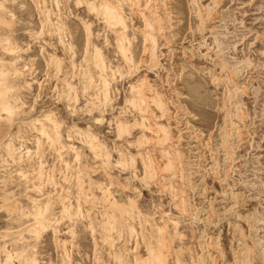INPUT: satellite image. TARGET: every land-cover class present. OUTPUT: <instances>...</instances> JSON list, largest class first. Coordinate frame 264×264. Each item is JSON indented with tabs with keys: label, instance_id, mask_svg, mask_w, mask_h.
<instances>
[{
	"label": "rangeland",
	"instance_id": "rangeland-1",
	"mask_svg": "<svg viewBox=\"0 0 264 264\" xmlns=\"http://www.w3.org/2000/svg\"><path fill=\"white\" fill-rule=\"evenodd\" d=\"M42 1L0 0V65H4L0 68L5 73L0 88L9 91L16 106L11 119L1 115L0 120L4 155L0 163V264H24L33 257L39 264H135L137 256L148 257L147 243L155 244L156 226L162 224L168 229L167 248L161 249L164 264H264V0H143L138 9L130 2L113 0L123 6L132 43L129 53L141 66L132 74L126 72L114 31L86 3L78 4L83 0H61L60 8L55 0H47L45 10L51 12L52 23L60 25V31L53 30L54 26L43 29L48 13ZM148 19L156 28L159 44V65L154 69H149V54H143L151 38L145 33ZM95 47L103 51L109 80L111 70L118 67L126 74L117 76L113 87L119 88V103L108 110L101 124L83 113L74 118L60 99L63 93L82 101H95L97 96L103 100ZM9 48L16 53L6 52ZM21 68L24 72L13 76ZM143 80L148 99L143 106L145 121L139 106L127 101L132 86ZM54 87L60 91L54 92ZM155 97L164 103L165 111L152 100ZM46 115L58 121L62 143L53 145L38 134L37 120L54 134ZM119 117L137 123L129 134L119 136ZM143 122L150 132L138 126ZM158 124L169 128L167 144L159 143L163 135ZM85 134L102 143L98 157L86 145ZM10 141L15 160L6 152ZM38 141L42 154L25 157L26 150H37ZM61 146L66 147L63 153ZM108 150L113 157L111 167L103 157ZM161 150L172 154L166 157ZM121 152L134 155L135 170L114 166ZM147 157L154 163L156 178L144 185L150 190L137 198L141 217L138 212L134 222L126 217V223L106 235L109 197L105 193L110 181H115L114 196L128 203L123 188L137 182V177L143 184L149 170L142 158L147 161ZM168 158L174 167L167 165ZM46 198L53 205L51 222L64 219V207L72 209L75 219L36 235L32 229L35 202L45 204ZM81 206L86 210L84 218L76 217ZM173 222H178L180 236L174 234ZM132 225L136 232L131 235ZM5 250L11 251L12 260L8 261Z\"/></svg>",
	"mask_w": 264,
	"mask_h": 264
},
{
	"label": "bare ground",
	"instance_id": "bare-ground-1",
	"mask_svg": "<svg viewBox=\"0 0 264 264\" xmlns=\"http://www.w3.org/2000/svg\"><path fill=\"white\" fill-rule=\"evenodd\" d=\"M69 1V0H68ZM121 1V0H120ZM130 2L131 3V5L132 6H135V7H137L136 9H138V8H140V6L141 5H139V2H143V0H123V2ZM55 2V5L58 7V8H60V6H61V0H55L54 1ZM116 2H118V1H116ZM126 2V3H127ZM155 2H156V0H155ZM215 2H216V0H215ZM83 3H86L85 4V6L87 5V7H88V9H89V11H91V13H94V14H96V16H100L105 22H106V24L108 25V27H111L112 28V30L114 31V33H115V35H116V37H117V44H118V50H119V52H121V54H122V58H123V60H124V63H125V65H126V68H127V74H132L133 72H138V70H140L141 68V66L139 67L138 66V63H137V61H135V59H134V54H133V56H132V54H130L129 53V51H130V49H131V47H132V43H131V40L129 39V36H128V28H129V26H128V24H127V22H126V18H125V16H124V12H123V9H122V5H120V4H118V5H116L115 3H113V0L111 1V0H98V1H92V0H83V2L82 1H80V2H78V4H83ZM125 3V4H126ZM150 3V2H149ZM197 3V2H196ZM146 4V3H145ZM1 5V4H0ZM41 5H43L44 6V13L46 14V13H48L47 15H46V18L44 19L45 21H46V23H45V25H43V29H48L49 27H52V26H54V27H52L53 28V30H59L60 31V25L58 26V28H57V25L56 24H53L52 22V19H51V12L49 11V10H45V9H47V5H48V3H47V0H43L42 1V4ZM64 5V4H63ZM130 5V4H129ZM159 5V4H158ZM197 5V4H196ZM4 6V5H3ZM55 6V7H56ZM2 7V6H1ZM0 7V8H1ZM51 8V7H50ZM79 8V7H78ZM148 8V5H146V9ZM38 9V8H37ZM205 9V8H204ZM1 10V9H0ZM51 10V9H50ZM56 10H58V9H56ZM143 10H145V8L143 9ZM3 11V10H2ZM54 11V10H53ZM59 11H61V10H59ZM133 12V11H132ZM152 12V11H151ZM201 12V11H200ZM28 13V12H27ZM55 13V12H54ZM44 14V15H45ZM141 14H145L144 12H142ZM154 14H156L157 15V13H155L154 11H153V15ZM200 14V13H199ZM2 15H4V14H2ZM146 15V14H145ZM152 16V15H151ZM155 16V15H154ZM208 16H209V14H208ZM212 16V15H211ZM210 16V17H211ZM63 17H65V16H63ZM203 17V16H202ZM54 18V17H53ZM146 18H144V20H145ZM156 19V18H155ZM60 20H62V18L60 19ZM83 20V19H82ZM203 20V19H202ZM205 20V19H204ZM208 20V19H207ZM156 21V20H155ZM42 22V21H41ZM164 22V21H163ZM55 23V22H54ZM157 24H162V20H161V18H157V22H156ZM64 24V23H63ZM4 25V24H3ZM42 25V24H41ZM62 25V24H61ZM173 25V24H172ZM63 26H65V24L63 25ZM63 26H61V27H63ZM146 26H147V31L145 32L146 34H147V37L146 38H150V44H148V45H146L145 46V49L143 50L144 52H143V54L144 53H148L149 54V57H150V61H149V69H154V68H156L158 65H159V56H158V50H159V47H158V43H157V41H156V37L154 36V30L156 29V28H154V24L151 22V20H147V22H146ZM85 27V26H84ZM64 28V27H63ZM145 28V27H144ZM88 29H89V26H88ZM145 30V29H144ZM160 30H165V29H163V27H161L160 28ZM42 31V30H41ZM63 31V30H62ZM43 32H44V30H43ZM42 32V33H43ZM90 32H92V31H90ZM155 32H157V31H155ZM32 33V32H31ZM54 33V32H53ZM113 33V32H112ZM35 34V33H34ZM90 34V33H89ZM102 34V33H101ZM60 35H61V33H60ZM91 36H92V34H91ZM58 38V37H57ZM70 38V37H69ZM88 38V37H87ZM4 39V38H3ZM58 39H61L60 37L58 38ZM158 39V38H157ZM5 40V39H4ZM6 40H7V38H6ZM148 40V39H147ZM146 40V41H147ZM87 41H90V40H87ZM146 41H144L145 43H146ZM64 42V41H63ZM2 43V42H1ZM9 43V42H8ZM89 43V42H88ZM88 43H86V44H88ZM112 43V42H111ZM148 43H149V41H148ZM10 44H12L11 42H10ZM65 44V43H64ZM109 44V43H108ZM143 45H145L144 43H143ZM6 46V45H5ZM8 46V45H7ZM10 46V45H9ZM63 46V45H62ZM74 46V45H73ZM88 46V45H87ZM15 48H9L6 52H9L10 54H14V53H16V51L14 50ZM69 49L71 50L72 48L71 47H69ZM102 49H99L98 47H95V59H94V63H95V66L102 72V87L104 88V82L106 81V80H109L108 79V75L106 74V71L108 70V64L106 63V59H105V56H104V54L102 53L103 51H101ZM12 60V59H11ZM55 60V59H54ZM93 60V59H92ZM141 60V59H140ZM0 62H1V60H0ZM56 62V61H55ZM141 62V61H140ZM57 63V68H60L61 69V66L62 65H60L59 64V62H56ZM62 63V62H61ZM137 63V64H136ZM5 64V63H4ZM15 64V63H14ZM140 64V63H139ZM142 64V63H141ZM144 64V63H143ZM53 65H56L55 63L53 64ZM87 65V64H86ZM110 65H111V63H110ZM148 65V64H147ZM4 65H0V67H3ZM11 66V65H10ZM12 66H13V64H12ZM49 66V65H48ZM88 66V65H87ZM25 69V68H24ZM56 69V68H55ZM69 69V68H68ZM77 69V68H76ZM111 69V68H110ZM3 70V69H2ZM2 70H1V68H0V77H2V76H5V73H3L2 72ZM59 71V70H58ZM24 71H22V68L21 69H15L14 70V72H13V76H15L16 78L18 77V76H20L21 75V73H23ZM109 72V71H108ZM111 72H112V75L114 74V73H118L119 74V76L121 77V78H124V75H126V74H124V72L122 71V69H121V67H118L115 71H113V70H111ZM112 75H111V77H112ZM130 76V75H129ZM132 76V75H131ZM127 77V76H126ZM145 77V76H144ZM3 78V77H2ZM101 79V78H100ZM147 79V77L145 78V80ZM110 80H111V78H110ZM109 80V81H110ZM30 84V83H29ZM148 84V83H147ZM151 84V83H150ZM145 85H146V82H144V80L138 85V86H132V96H131V99L130 100H127L128 102H129V104H133L134 106H139V108H138V111H139V113H141L142 114V116H143V121H145L146 119V116H145V114H146V110H145V108L143 107L144 105H145V103H146V101L148 100L147 98H146V95H145V92H144V88H145ZM18 86V85H17ZM147 88H148V86H147ZM146 90V89H145ZM104 91V90H103ZM103 91H102V93H103ZM155 93V92H154ZM156 94V93H155ZM158 94V93H157ZM8 95H9V91H7L6 89H2V88H0V120H1V118H2V116L1 115H7L6 117H8V119H11L12 117H13V115H14V112H16L15 111V108H16V106L12 103V100L10 99V97H8ZM157 96V95H156ZM159 97H161V96H159ZM16 99L17 98H14V100L13 101H15L16 102ZM152 100H154V102L160 107L159 109H162V110H166L165 109V105H164V103L160 100V98H158V97H155V98H153ZM18 101V100H17ZM14 102V103H15ZM154 102H153V104H154ZM155 104V105H156ZM21 105V104H20ZM168 105V104H167ZM142 107V108H141ZM157 107V106H156ZM22 108V107H21ZM158 108V107H157ZM136 109H137V107H136ZM8 112H11L12 113V115L11 116H9L8 115ZM33 112V111H32ZM22 115V114H21ZM26 116V115H25ZM40 117V116H39ZM48 117H51V120H52V126L54 125V128H55V131H54V134L53 133H51L48 129H47V127H46V124L45 123H43V122H41V121H39V120H37L39 123H40V128L39 129H37L38 130V134L39 135H41V136H43V137H46L47 138V140L50 142V143H52L53 145L54 144H56L57 145V143L56 142H60V143H62V139H61V134H60V125H59V123H58V121H54L55 119H53V117L51 116V115H46V118H48ZM156 117V116H155ZM164 117V116H163ZM158 118V117H157ZM162 118V117H161ZM3 119V118H2ZM20 119V118H19ZM60 119V118H59ZM166 119V118H165ZM157 120V119H156ZM163 120V119H162ZM2 121V120H1ZM18 121V120H17ZM46 121L49 123V121H48V119H46ZM167 121V120H166ZM11 122V121H10ZM142 122V121H141ZM147 122H149V121H147ZM12 123V122H11ZM150 123V122H149ZM157 124V123H156ZM226 124V123H225ZM135 125H137V123H135V124H130L129 123V120H128V118H124V119H122L121 117H119L118 118V122H117V130H118V134H119V136H122V135H124V134H129V132L130 131H132L131 130V127H133V126H135ZM150 125V124H149ZM49 126V125H48ZM138 126H141L142 127V129H143V131L144 130H149L148 132H150L151 131V128L150 127H148L147 126V124L146 123H141V124H139ZM151 126V125H150ZM140 127V128H141ZM158 129H159V131L158 132H160L161 131V134L163 135V137H161L160 139H159V143H161V142H163V141H165V143H166V140L167 141H169L168 139H169V137L171 136L170 135V131H169V128L168 127H166L165 125H162V124H158ZM135 128H137V127H135ZM51 129H53V128H51ZM80 130V129H79ZM222 130V129H221ZM239 131V130H238ZM146 132V131H145ZM153 132H154V130H153ZM152 132V133H153ZM70 133H72V132H70ZM132 133V132H131ZM130 133V134H131ZM16 134V133H15ZM69 134V133H68ZM90 134V133H89ZM87 135L86 136V134L84 135V136H86L87 137V141H86V145L88 146V148H89V150L95 155V156H99V154L100 153H102L101 151H100V149L102 148V143L101 142H99V140L97 141V139H96V136L94 137V135ZM132 136V135H131ZM130 136V137H131ZM144 137H145V139H147L146 138V135H143ZM228 137V136H227ZM230 137V136H229ZM228 137V138H229ZM143 138V137H142ZM76 139V138H75ZM151 139V138H150ZM149 139V140H150ZM77 140V139H76ZM148 141V140H147ZM158 141V140H157ZM8 142V141H7ZM42 142V141H41ZM138 142L139 143H142V140H138ZM145 142V141H144ZM143 142V143H144ZM149 142V141H148ZM147 142V143H148ZM51 144V145H52ZM81 144V143H80ZM150 144H151V142H150ZM164 144V143H163ZM167 144V143H166ZM165 144V145H166ZM230 144V143H229ZM62 145V144H61ZM64 145V144H63ZM85 145V146H86ZM148 145V144H147ZM159 145V144H158ZM42 145H41V143L38 141V144H37V150L34 152H31L30 150H26V152L23 154L25 157L27 156V157H33V155H37V157H38V154H42L41 153V150H40V147H41ZM130 146V145H129ZM142 146H143V144H142ZM164 145H162V147H163ZM62 147V153H63V148H66L65 146H61ZM139 147H140V145H139ZM171 147V146H170ZM5 148H6V152H7V154H8V156H10L11 158L10 159H13V160H15V158H16V155H15V152H16V150H15V146L13 145V143L10 141L9 143H7L6 145H5ZM57 148V147H56ZM59 148V147H58ZM70 150H76L74 147H72V146H70ZM174 148V147H173ZM104 149H107V147H105L104 146ZM162 149V148H161ZM165 149V148H164ZM59 150V149H58ZM61 150V149H60ZM68 151V150H67ZM79 151V150H78ZM161 151H163V150H161ZM74 152V151H73ZM163 152H165L164 154H166V157H169L172 153H170L169 151H163ZM176 152V151H175ZM18 153V152H17ZM6 154V155H7ZM20 154V153H19ZM45 154V153H44ZM113 154V153H112ZM121 155H120V158H119V160L118 161H116V164H114V166H117L118 167V165L119 164H121V163H123L125 160H128V159H130V158H132V157H134V155H128L127 153L125 154V153H120ZM141 154V153H140ZM151 154V153H150ZM228 154V153H227ZM18 155V154H17ZM177 156H179L180 157V152H178L177 151V154H176ZM15 156V157H14ZM21 156V155H20ZM101 156V155H100ZM142 156V155H141ZM41 157V156H40ZM64 157V156H63ZM77 157H79V155L77 154ZM105 159V162H106V164L109 166V167H111V166H113V160H112V155H111V153H110V151L108 150V151H106L105 152V154H104V156H103ZM178 157V158H179ZM9 158V157H8ZM148 158V157H147ZM173 158V157H172ZM21 159V158H20ZM19 159V160H20ZM27 159V158H26ZM37 159V158H36ZM146 159V158H145ZM150 158H148V160L146 161V160H143V158H142V161L144 162L143 164L144 165H146V166H144V167H146L148 170L149 169H151L152 170V173L154 172V163H153V161L150 159ZM4 155H3V152H2V150L0 149V163H3L4 161ZM35 160V159H34ZM60 160V159H59ZM78 160V159H77ZM168 160H169V164L167 163V165H171L172 164V167H174V164L172 163V160L170 159V158H168ZM177 160V159H176ZM181 160V159H180ZM12 161V160H11ZM17 161V160H16ZM24 161V160H23ZM13 162V161H12ZM15 162V161H14ZM69 162V161H68ZM17 163V162H16ZM31 163V162H30ZM30 163H28V164H30ZM40 164V163H39ZM167 165H166V167H167ZM182 166V165H181ZM217 166V165H216ZM158 167V166H157ZM165 167V166H164ZM25 168V167H24ZM43 168V167H42ZM170 168V167H169ZM177 168V167H176ZM40 169V168H39ZM109 169V168H108ZM216 170V169H215ZM110 171V170H109ZM130 171V170H129ZM157 171V170H156ZM182 171V170H181ZM111 172V171H110ZM36 173V172H35ZM40 173H42V172H39L38 174H40ZM109 173V172H108ZM155 173V172H154ZM177 173V172H176ZM17 174V173H16ZM43 174V173H42ZM41 174V175H42ZM146 174V173H145ZM144 174V175H145ZM148 174V173H147ZM40 175V176H41ZM137 175V174H136ZM155 175V174H154ZM23 176H25V175H23ZM78 176V175H77ZM89 176V175H88ZM135 176V175H134ZM87 177V176H86ZM111 177V176H110ZM109 177V178H110ZM135 177H137V176H135ZM175 177V176H174ZM42 179V177H39V179ZM51 179V178H50ZM185 179V178H184ZM129 180V179H128ZM132 180V179H131ZM52 182V181H51ZM115 182V181H114ZM114 182L113 181H110V185H111V187L114 185ZM155 182V181H154ZM76 183V182H75ZM54 184V183H53ZM172 184V183H171ZM1 186V185H0ZM35 186V185H34ZM37 186V185H36ZM40 186V185H39ZM74 186V185H73ZM82 186V185H81ZM127 186H129V185H127ZM158 186V185H157ZM41 187V186H40ZM39 187V188H40ZM39 190V189H38ZM42 190V189H41ZM171 190V189H170ZM107 191H108V189H107ZM119 191V190H118ZM162 191V190H161ZM173 191V190H172ZM5 192V191H4ZM63 192V191H62ZM61 193V192H60ZM82 193V192H81ZM85 193V192H84ZM104 193V192H103ZM120 193V192H119ZM63 194V193H62ZM76 194V193H75ZM41 195V194H40ZM105 195H106V193H105ZM174 195V194H173ZM172 196V195H171ZM82 197V196H81ZM107 197H109L108 195H107ZM89 198V197H88ZM105 198V197H104ZM6 199V198H5ZM47 199V198H46ZM53 199H54V197H53ZM91 199V198H90ZM108 199V209L106 210V213H105V216H106V223L104 224V231L106 230L107 231V233H106V235H108V233L110 232L111 233V231H113V230H118L117 228H118V226L119 225H121V224H123V223H126L128 220H127V218L126 217H128L129 218V220L131 221H133L134 222V220H135V218H137V215H135L137 212H138V216H140L141 217V213L138 211V206H136V207H133L131 204H130V202L128 201V203H125V202H122L121 200H122V198L121 199H119V198H117V197H115L114 196V194H113V192H112V196L111 197H109V198H107ZM48 200V199H47ZM59 200V199H58ZM76 200V199H75ZM175 200V199H174ZM33 201V200H32ZM41 201V200H40ZM46 201V200H45ZM60 201V200H59ZM37 202H38V200H37ZM47 202V201H46ZM175 202V201H174ZM182 203H183V201H182ZM179 204V203H178ZM35 205H36V207H35V210H33L34 211V219H35V224H34V228H32L33 229V231H34V233L36 234V235H39V233H40V231H44V229H41L40 227H38V225L39 224H41V223H45V222H51V216H52V214H51V211H52V203L48 200V202L47 203H45V204H38V203H36L35 202ZM34 205V206H35ZM186 205V203L183 205V206H185ZM190 205V204H189ZM182 206V207H183ZM187 207H188V205L186 206V209H187ZM57 208V207H56ZM70 208V207H69ZM176 208H178V205H177V207ZM181 208V207H180ZM179 208V209H180ZM184 208L185 207H183V212H184ZM65 209H67V207H64V210ZM26 210V209H25ZM23 211V210H22ZM97 211V210H96ZM181 211V210H180ZM188 211V210H187ZM186 212V211H185ZM63 213H64V211H63ZM62 214V213H61ZM61 214H60V216H61ZM65 214V213H64ZM63 214V215H64ZM159 214V213H158ZM184 214H186V213H184ZM72 215V214H71ZM75 215V214H74ZM104 215V214H103ZM169 215V214H168ZM181 215H182V212H181ZM32 216V215H31ZM64 217V216H63ZM139 217V218H140ZM142 217H144V216H142ZM165 217H167V216H165ZM156 218V217H155ZM168 218H170V217H168ZM25 219V218H24ZM138 219V218H137ZM141 219V218H140ZM83 220V219H82ZM143 220V219H142ZM155 220V219H154ZM141 221V220H140ZM148 221V220H147ZM164 222V221H163ZM22 223V222H21ZM74 223V222H73ZM143 223H144V220H143ZM148 223V222H147ZM132 224V223H131ZM155 224V223H154ZM153 224V225H154ZM173 224V226H175V230H176V232L174 233V234H177V235H181V234H179L180 233V231L178 230V222H173L172 223ZM90 225V224H89ZM149 225V224H148ZM163 225V224H162ZM156 226V230H157V237L155 238V244H151V243H147L148 245H147V251H148V257L147 258H143L142 256H137L135 259V264H164V258H165V255H164V253H163V251L161 250L162 248H164V247H166L167 248V246H166V240H165V234L167 235V226L164 224V226ZM155 226V225H154ZM18 227H19V225H18ZM140 227V226H139ZM152 227V226H151ZM169 227V226H168ZM174 229V228H173ZM124 230V229H123ZM153 230H155V229H153ZM172 230V229H171ZM21 231V230H20ZM120 231V230H119ZM179 231V232H178ZM195 231V230H194ZM19 232V231H18ZM117 232V231H116ZM128 232H130L131 233V235L133 234V233H135L136 232V230H135V228H134V226L132 225V227L130 226V231H128ZM184 232V231H183ZM104 233V232H103ZM123 235V234H122ZM169 235V234H168ZM29 236V235H28ZM170 236V235H169ZM178 236V237H179ZM9 237V236H8ZM39 237V236H38ZM107 237V236H106ZM109 237V236H108ZM112 237V236H111ZM138 237V236H137ZM173 237V236H172ZM185 237V236H184ZM12 238V237H11ZM120 238V237H119ZM131 238V237H130ZM149 238V237H148ZM108 239V238H107ZM205 239V238H204ZM132 240V239H131ZM180 240V239H179ZM146 241V240H145ZM113 244V243H112ZM55 247V246H54ZM123 247V246H122ZM200 247V246H199ZM185 248V247H184ZM30 249V248H29ZM248 251H249V249H247ZM24 251V250H23ZM137 251V250H136ZM5 252L8 254V261H10V259L12 260V257H11V255H10V252H8L7 250H5ZM21 252V251H20ZM25 252V251H24ZM70 252H72V251H70ZM250 252V251H249ZM253 253V252H252ZM20 254V253H19ZM22 254H23V252H22ZM7 256V255H6ZM245 256V255H244ZM19 257V256H18ZM41 257V256H40ZM69 257H72V256H69ZM145 257V256H144ZM206 257V256H205ZM16 258V257H15ZM25 258V257H24ZM66 259L68 260V258L66 257ZM122 259V258H121ZM245 259V258H244ZM5 260V259H4ZM19 260V259H18ZM26 260V263H24V264H39L38 262H37V260H36V258H32V259H30L29 260V258H26L25 259ZM75 260H76V258H75ZM200 260H202V259H200ZM240 260V259H239ZM7 261V262H8ZM20 261V260H19ZM66 261V260H65ZM203 261V260H202ZM22 262V261H21ZM126 262V261H125ZM125 262H124V264H125ZM180 262V261H179ZM204 262V261H203ZM70 263H72V262H70ZM10 264H12V263H10ZM68 264H69V262H68ZM182 264V263H181Z\"/></svg>",
	"mask_w": 264,
	"mask_h": 264
},
{
	"label": "clouds",
	"instance_id": "clouds-1",
	"mask_svg": "<svg viewBox=\"0 0 264 264\" xmlns=\"http://www.w3.org/2000/svg\"><path fill=\"white\" fill-rule=\"evenodd\" d=\"M118 73H114L111 77V80H106L104 82V91L102 93L103 100H101L100 96L95 98V101L92 100H84L82 101L79 96H71L65 95L63 93L60 94V99L65 101L68 105V110L72 113L75 118L78 114L83 113L87 117H91L96 124H101L105 122V117L108 114V110L111 108L114 110V107L119 103L120 97L117 95L119 93V88H114L113 86L118 83L117 76ZM42 87V85H41ZM54 92H59L58 87L53 88ZM8 115L11 116L12 113L8 112ZM49 123H52L51 117L46 118ZM118 167L124 169L125 171L135 170L136 169V159L132 157L128 160H125L123 163L119 164ZM133 175H135V171H133ZM156 177L152 173V170L149 169L148 174L143 180V184L140 182V178L137 177V182L129 184V186L123 188L124 197L130 202L133 207L137 206V198H142L143 192L145 190H150L145 187L149 180H154ZM114 187V186H113ZM106 195L109 197L112 196V187L108 189ZM72 209H65V217L63 220H57L52 222H45L38 225L41 229L49 230V229H58L61 225L64 224L65 220L72 221L75 219L71 215ZM86 210L83 206L77 208L76 217L84 218Z\"/></svg>",
	"mask_w": 264,
	"mask_h": 264
}]
</instances>
